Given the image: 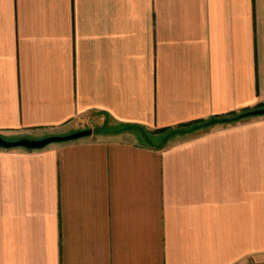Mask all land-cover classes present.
I'll return each mask as SVG.
<instances>
[{"label":"crops","instance_id":"obj_1","mask_svg":"<svg viewBox=\"0 0 264 264\" xmlns=\"http://www.w3.org/2000/svg\"><path fill=\"white\" fill-rule=\"evenodd\" d=\"M262 104L264 0H0V136L92 130L0 147V264H264V115L163 137Z\"/></svg>","mask_w":264,"mask_h":264},{"label":"water","instance_id":"obj_2","mask_svg":"<svg viewBox=\"0 0 264 264\" xmlns=\"http://www.w3.org/2000/svg\"><path fill=\"white\" fill-rule=\"evenodd\" d=\"M264 115V107L252 109L246 112H242L234 117L229 118H213L209 121L202 123L200 125L194 126L188 130H174L166 136V139H169L173 135L178 133H188L192 131H196L202 128L210 127L219 123H228L238 121L244 118L253 117V116H262ZM92 134V130H80L67 135H51L48 137H44L41 139H30V138H20L17 140H8L2 136H0V147L2 148H16V147H24L27 149H41L52 143H62L72 140H77L79 138L85 137Z\"/></svg>","mask_w":264,"mask_h":264},{"label":"trees","instance_id":"obj_3","mask_svg":"<svg viewBox=\"0 0 264 264\" xmlns=\"http://www.w3.org/2000/svg\"><path fill=\"white\" fill-rule=\"evenodd\" d=\"M260 107H264V105L262 104V105L256 106L253 109L260 108ZM249 110H252V109H247L244 112L249 111ZM236 115H238V114L237 113H232V114H229V115L215 116L213 118H229V117H234ZM213 118H211V119H213ZM207 121H209V120H207ZM207 121H205V120H195V121H192V122L179 124L175 128H173L172 130H170V128H163L160 131L170 130V132H172L174 130H188V129L193 128L194 126L200 125V124L205 123Z\"/></svg>","mask_w":264,"mask_h":264},{"label":"rangeland","instance_id":"obj_4","mask_svg":"<svg viewBox=\"0 0 264 264\" xmlns=\"http://www.w3.org/2000/svg\"><path fill=\"white\" fill-rule=\"evenodd\" d=\"M196 131H197V130H196ZM169 133H171V132H170V131H166V132L163 134V137H164L165 135L167 136ZM178 134H179V133H178ZM176 135H177V134H176ZM176 135H173V136H176ZM163 137H162V138H163ZM257 229H258V228H257ZM254 230H255V228H254ZM257 234H258V233H256V234L254 233V236H256Z\"/></svg>","mask_w":264,"mask_h":264}]
</instances>
